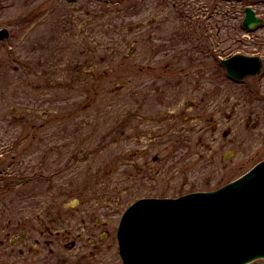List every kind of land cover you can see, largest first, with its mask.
<instances>
[{"label":"rangeland","instance_id":"rangeland-1","mask_svg":"<svg viewBox=\"0 0 264 264\" xmlns=\"http://www.w3.org/2000/svg\"><path fill=\"white\" fill-rule=\"evenodd\" d=\"M262 1L0 0V264H123L137 199L213 191L264 158V73L232 83L186 39L264 59V29H242Z\"/></svg>","mask_w":264,"mask_h":264},{"label":"water","instance_id":"water-1","mask_svg":"<svg viewBox=\"0 0 264 264\" xmlns=\"http://www.w3.org/2000/svg\"><path fill=\"white\" fill-rule=\"evenodd\" d=\"M244 28L261 23L245 8ZM8 37L6 30L0 38ZM236 80L261 71L259 58L224 60ZM118 238L125 264H247L264 258V162L210 193L178 199H144L124 214Z\"/></svg>","mask_w":264,"mask_h":264},{"label":"flooded vegetation","instance_id":"flooded-vegetation-1","mask_svg":"<svg viewBox=\"0 0 264 264\" xmlns=\"http://www.w3.org/2000/svg\"><path fill=\"white\" fill-rule=\"evenodd\" d=\"M261 16H262V18H263V20H264V1H262V12H261ZM264 29V28H263ZM18 225V227H20L21 228V223L19 224H17ZM23 226V225H22ZM97 227H100V223H97ZM15 229V228H14ZM16 230V229H15ZM44 235V234H43ZM29 234H26V235H24V234H17L16 235V237L13 239V240H10L11 241V246H15V245H17L19 242L22 244L23 242H26V241H28L30 238H29ZM37 241V240H36ZM49 242V241H48ZM50 243V242H49ZM36 244H39V242L37 241L36 242ZM1 245H2V243H1ZM21 252L20 253H22V250H20Z\"/></svg>","mask_w":264,"mask_h":264}]
</instances>
